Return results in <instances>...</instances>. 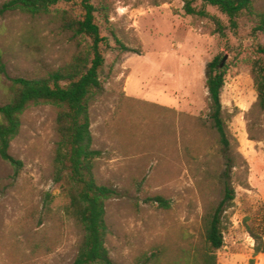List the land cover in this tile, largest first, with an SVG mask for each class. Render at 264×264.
<instances>
[{
	"label": "rangeland",
	"instance_id": "374dc122",
	"mask_svg": "<svg viewBox=\"0 0 264 264\" xmlns=\"http://www.w3.org/2000/svg\"><path fill=\"white\" fill-rule=\"evenodd\" d=\"M106 1V17L95 14L105 62L89 115L92 147L100 152L94 176L114 191L105 203L110 259L138 264L154 253L152 264H194L204 246L202 219L221 200L219 178L228 169L235 199L214 255L216 264H248L254 240L245 223L256 221L264 205V114L251 73L264 32L254 33L247 15L232 30L226 16L200 1L193 5L204 17L187 15L184 0L91 4ZM252 1L264 12V0ZM52 9L83 14L81 0ZM71 45L70 35L48 18L0 15V106L9 101L11 79L46 76L63 64ZM217 56L226 71L220 103L227 146L206 108V66ZM55 116L51 105L29 106L8 150L20 165L0 157V264H72L76 257L83 231L67 219L68 201L56 194ZM254 260L264 264V255Z\"/></svg>",
	"mask_w": 264,
	"mask_h": 264
},
{
	"label": "trees",
	"instance_id": "16d2710c",
	"mask_svg": "<svg viewBox=\"0 0 264 264\" xmlns=\"http://www.w3.org/2000/svg\"><path fill=\"white\" fill-rule=\"evenodd\" d=\"M91 1L81 0L83 14L79 18L68 10L52 9L72 0H8L0 7V15L17 11L34 19L48 18L68 33L72 42L69 55L58 69L39 79L10 80L9 101L0 106V157L11 165H20L8 150L19 132L22 114L29 106L47 104L54 107L57 142L52 166L54 180L61 184L56 194L68 201L64 207L67 219L74 221L83 231L72 264H114L105 245V203L114 195V191L98 184L94 176L95 161L100 152L92 147L89 115L95 91L101 86L100 74L105 62L101 50L103 38L95 14L106 17L109 1L102 2L98 7L92 5ZM197 1L217 8L226 16L232 30L237 28L238 19L247 15L255 23L254 33L264 32V12L255 10L252 0H184L183 9L187 15L206 16L205 11L197 10L193 5ZM256 54L258 58L252 63L251 73L257 94L256 105L264 114V45L257 47ZM224 68V58L219 56L207 64L205 88L210 126L218 133L220 142L227 146L220 103L226 74ZM4 72L0 52V74ZM219 179L222 198L202 219L204 246L193 256L194 264H216L214 252L224 244L222 220L235 199V192L229 182L228 169ZM154 200L162 207L169 206L161 196ZM245 228L254 240L253 256L248 264H255L254 258L264 255V205L259 218L252 224L245 223ZM156 257L154 253L145 255L138 260V264L155 263Z\"/></svg>",
	"mask_w": 264,
	"mask_h": 264
}]
</instances>
